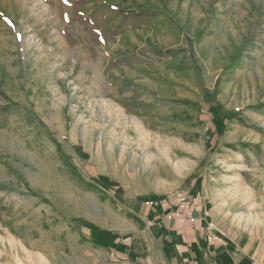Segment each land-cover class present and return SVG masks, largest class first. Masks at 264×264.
I'll list each match as a JSON object with an SVG mask.
<instances>
[{
	"label": "rangeland",
	"instance_id": "rangeland-1",
	"mask_svg": "<svg viewBox=\"0 0 264 264\" xmlns=\"http://www.w3.org/2000/svg\"><path fill=\"white\" fill-rule=\"evenodd\" d=\"M0 264H264V0H0Z\"/></svg>",
	"mask_w": 264,
	"mask_h": 264
},
{
	"label": "built area",
	"instance_id": "built-area-1",
	"mask_svg": "<svg viewBox=\"0 0 264 264\" xmlns=\"http://www.w3.org/2000/svg\"><path fill=\"white\" fill-rule=\"evenodd\" d=\"M173 209L168 213V218L173 219L179 224L185 223H194L197 218V198L181 196L180 199H176V201L171 202ZM210 229H213L215 226L212 222L209 224ZM216 236L211 233L208 236V240L215 239Z\"/></svg>",
	"mask_w": 264,
	"mask_h": 264
},
{
	"label": "crops",
	"instance_id": "crops-1",
	"mask_svg": "<svg viewBox=\"0 0 264 264\" xmlns=\"http://www.w3.org/2000/svg\"><path fill=\"white\" fill-rule=\"evenodd\" d=\"M160 204V209H162L163 211H167V212H170L171 209H173L174 207L172 206V204L170 203V201H163V202H159ZM200 211H198L199 213ZM198 215V214H197ZM198 222L197 218L195 220L194 223H185V224H182V223H178L176 221H174L175 225L179 226V227H182V228H188V227H192L191 229L187 230V234L189 235V240H196L197 238V235H201V238L202 240L206 241L207 243H211V242H215L216 240L213 241V239L211 241L207 240V237L212 233V229H209V225L206 227V230L205 231H201L199 227H197L195 229V224ZM195 226V227H194Z\"/></svg>",
	"mask_w": 264,
	"mask_h": 264
}]
</instances>
